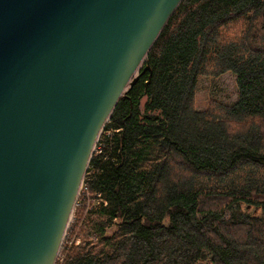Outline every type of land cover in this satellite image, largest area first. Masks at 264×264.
<instances>
[{
    "label": "trees",
    "instance_id": "trees-1",
    "mask_svg": "<svg viewBox=\"0 0 264 264\" xmlns=\"http://www.w3.org/2000/svg\"><path fill=\"white\" fill-rule=\"evenodd\" d=\"M138 72L84 176L105 204L74 206L55 264H264V0H181ZM227 72L236 98L198 108Z\"/></svg>",
    "mask_w": 264,
    "mask_h": 264
},
{
    "label": "water",
    "instance_id": "water-1",
    "mask_svg": "<svg viewBox=\"0 0 264 264\" xmlns=\"http://www.w3.org/2000/svg\"><path fill=\"white\" fill-rule=\"evenodd\" d=\"M181 0H0V264H55L103 125Z\"/></svg>",
    "mask_w": 264,
    "mask_h": 264
},
{
    "label": "rangeland",
    "instance_id": "rangeland-1",
    "mask_svg": "<svg viewBox=\"0 0 264 264\" xmlns=\"http://www.w3.org/2000/svg\"><path fill=\"white\" fill-rule=\"evenodd\" d=\"M209 98L219 99L223 102H230L236 98L234 75L231 72L224 73L218 77H201L197 86V107L202 108L205 105L206 99ZM144 101L145 97L142 99L141 105H143ZM72 217L73 215L71 214L70 221L72 220ZM107 231L108 233H110L112 231V228H109ZM85 236V233L79 232L77 234L72 235L69 240L75 244H78L80 242L83 243L85 242L83 240ZM63 241L64 238L62 240V243ZM65 243L68 244V240H66Z\"/></svg>",
    "mask_w": 264,
    "mask_h": 264
},
{
    "label": "built area",
    "instance_id": "built-area-1",
    "mask_svg": "<svg viewBox=\"0 0 264 264\" xmlns=\"http://www.w3.org/2000/svg\"><path fill=\"white\" fill-rule=\"evenodd\" d=\"M97 142V141H96ZM96 149V143L94 146V150ZM82 195L80 199H78V196ZM104 202L102 195L100 192H95L94 194L90 193L87 191L86 189V185H84V182H82V184L80 185L79 191H78V195L76 197L75 200V205H82L85 207V211L91 209L93 206L98 205L99 203ZM66 235V232H65ZM71 241L68 240V243H70Z\"/></svg>",
    "mask_w": 264,
    "mask_h": 264
}]
</instances>
